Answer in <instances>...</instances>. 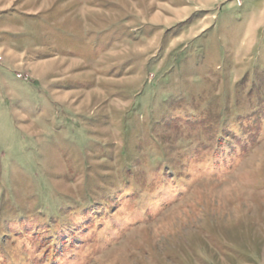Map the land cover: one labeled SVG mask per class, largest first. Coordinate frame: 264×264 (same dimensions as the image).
I'll return each instance as SVG.
<instances>
[{
  "label": "rangeland",
  "instance_id": "1",
  "mask_svg": "<svg viewBox=\"0 0 264 264\" xmlns=\"http://www.w3.org/2000/svg\"><path fill=\"white\" fill-rule=\"evenodd\" d=\"M178 1L0 0V264H264V0Z\"/></svg>",
  "mask_w": 264,
  "mask_h": 264
},
{
  "label": "crops",
  "instance_id": "2",
  "mask_svg": "<svg viewBox=\"0 0 264 264\" xmlns=\"http://www.w3.org/2000/svg\"><path fill=\"white\" fill-rule=\"evenodd\" d=\"M166 1V0H165ZM219 0H214L213 2H211L214 6L209 7V6H205L203 5L202 7H193L191 8V10L189 11V16H191L190 20L191 23L185 24L184 26L187 28V30L190 29V27H194L196 25H200L201 22L205 23L203 24V26L197 30V32L195 34H193V37H197L199 36L201 33H203L205 31V28L208 26V23L210 21V19L213 17L212 15V8L217 6V4ZM224 1V0H221ZM192 2H189L188 0L185 1H178V2H172V6H181V7H186V4H190ZM180 7V8H181ZM189 16L184 18V19H189ZM185 28V29H186ZM46 64V63H45Z\"/></svg>",
  "mask_w": 264,
  "mask_h": 264
},
{
  "label": "built area",
  "instance_id": "3",
  "mask_svg": "<svg viewBox=\"0 0 264 264\" xmlns=\"http://www.w3.org/2000/svg\"><path fill=\"white\" fill-rule=\"evenodd\" d=\"M238 5L241 4V0H234ZM16 77L23 79V80H28V77L26 75H22L20 73H16Z\"/></svg>",
  "mask_w": 264,
  "mask_h": 264
}]
</instances>
